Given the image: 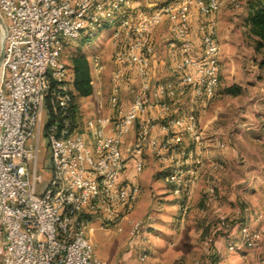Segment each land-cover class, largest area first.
Listing matches in <instances>:
<instances>
[{"label":"built area","instance_id":"1","mask_svg":"<svg viewBox=\"0 0 264 264\" xmlns=\"http://www.w3.org/2000/svg\"><path fill=\"white\" fill-rule=\"evenodd\" d=\"M223 3L0 0V264H108L94 253L85 229L95 216L116 225L133 208L140 187L123 173L129 162L135 175L142 173L147 154L166 167L165 181L185 201L186 212L202 163L197 151L204 145L194 103L212 99L220 83L216 15ZM227 3L242 6L240 0ZM108 25L114 65L108 113L79 124L73 75L61 54L71 41L92 39ZM159 46L171 73L167 79L154 75ZM91 62L93 86L105 66L98 54ZM123 89L132 96L127 106ZM43 110L51 177L41 189ZM130 134L132 141L124 144ZM141 225L135 223L130 234ZM239 235L229 243L236 251L255 246L260 233L243 225ZM146 258L145 252L138 257L143 264Z\"/></svg>","mask_w":264,"mask_h":264},{"label":"rangeland","instance_id":"2","mask_svg":"<svg viewBox=\"0 0 264 264\" xmlns=\"http://www.w3.org/2000/svg\"><path fill=\"white\" fill-rule=\"evenodd\" d=\"M255 1L240 0L242 4L240 9L229 6L223 11L220 8L221 11L219 10L216 15L219 61L223 59L225 71L219 92L207 103L204 112L201 113L204 141L212 138L215 132L223 137L225 143L228 138L235 139L238 142L239 151L236 164L240 166L237 173H240V177H242L241 174H252L254 177L242 178L243 182L241 181L235 188L239 193L237 197L234 196L233 187L230 188L231 179H221L219 184L217 183L219 189L214 187V184H210L207 195L211 194L210 196L215 198L214 201L218 206L225 205L218 217L210 218V207L204 205L197 207L193 200L186 201V212L183 213L182 208L185 203L172 193L171 188L164 181L163 174L159 173L157 175L160 177L151 178L150 168H144L142 173L136 176L138 186L144 190L138 206L136 201L130 211L121 213L115 219L116 225L104 223L103 218L95 216L90 219L85 229V236L89 239L94 253L108 264H143L138 259L141 252L147 254L144 264L149 262L152 264H236V258L228 259L239 252L230 248L229 243L232 242L224 238L225 242L221 243L222 248L215 242L216 234L220 233L223 237L222 230L230 231L234 228L235 220L231 214L233 209L242 211L244 218L249 219L250 216H254L257 222H261L258 229L251 227L253 231L259 232L260 236L256 245L248 248L253 250L262 248L264 236L262 222L264 221V138H262L264 137L262 134L264 130V55L263 52L255 51L253 39L246 25L249 5ZM112 27L108 25L98 36L87 41H71L61 54V59L69 68L73 55L79 53L85 55L91 78L94 76L91 62L94 54L100 56L105 66L100 81L93 85V93L77 101L78 107L75 113L79 124H85L89 119L95 120L100 113L102 115L108 113L107 100L114 69ZM230 27L234 29L230 31ZM162 34L164 33L157 34L160 45ZM155 58L159 62L155 67V77L170 78L165 50L161 46L158 47ZM229 87L236 89V93H227L226 90ZM96 91L99 94L96 95ZM99 102L102 103L101 112L98 111ZM47 120L48 116L43 110L37 157V171L42 176L41 189L46 187L51 177L50 150L48 138L44 135ZM254 125H259L260 132L246 134L247 129H251ZM30 143L34 144V141ZM87 144L92 149V141H87ZM254 151L261 156L252 153ZM198 167L201 173L204 166L202 167L201 163ZM227 167L231 171L234 170L231 165ZM227 167L223 164L212 166L221 173ZM149 189H157V191H151L149 194ZM164 190L165 194L158 196L157 193ZM239 220L238 222L244 221V219ZM138 221L142 222V225L134 234H130L132 227ZM242 226L239 225L238 231ZM89 227L93 228L92 233H89ZM142 237L145 238L142 239ZM207 239L210 241L206 242ZM205 249L209 250L208 256L205 255ZM261 251L264 254V249Z\"/></svg>","mask_w":264,"mask_h":264},{"label":"crops","instance_id":"3","mask_svg":"<svg viewBox=\"0 0 264 264\" xmlns=\"http://www.w3.org/2000/svg\"><path fill=\"white\" fill-rule=\"evenodd\" d=\"M227 2H228V0H224V3L221 6V9H223V11L226 10L227 7H229ZM233 29H234L233 27H230V31ZM234 32H236V31H234ZM157 62H158V60L156 59V61L154 62V67H156ZM224 71H225V65L223 64V59H220V70H219L220 83H219L218 88L216 89L215 96L221 88V84L223 82L222 75H223ZM93 91H94V89H93ZM95 94L97 95L98 93H95ZM131 99H132V96L128 93V90L123 89V105L127 106L129 104V102L131 101ZM209 101H211V99L208 101L198 100L194 103L195 110L197 111V114L199 117L200 125L202 123L201 113L204 112L205 107ZM99 104H101V106H102V103L101 102L98 103V109H99L98 111L101 112L102 107L99 108ZM246 132H248L246 134H253V132H260L259 125L252 126L251 129H247ZM262 134L264 135V130H262ZM262 138H264V137H262ZM223 140H224L223 137L218 136V133L215 132V133H213L212 138L204 141V145H203L202 149L197 151V153L200 155L201 160H202V167L204 166V168L201 169V173H199V178L197 181L198 184H196L197 186L195 187V189H192L189 198L186 200L188 202H189V200H193L194 203L196 202L197 207H201V205L202 206L204 205L206 207L207 206L210 207V212H211L210 218L218 217L219 216L218 214H220L222 212L221 210H224V207H225L224 204L223 205L220 204L218 206L216 204V201H214L215 198H212L210 196L211 194L207 195L206 192H207L210 184H212V185L214 184L215 185L214 187H218L219 181L221 179H223V178L231 179L232 182L230 184V188L233 187L234 196L237 197L239 193L236 191L235 188L238 184L241 183V181L243 182L242 178L250 179V178L254 177V175H252V174H249V175H247V174L242 175L241 174L242 177L239 176L240 173L238 174L237 170H239L240 166H238L236 164L237 156L239 155L238 154L239 151L237 149L238 142H236L235 139H230V138H228L226 143ZM131 141H132V134L128 135V137H125L124 144L130 143ZM185 144H188V140L185 141ZM252 153H255L257 156H261L260 153L255 152V151ZM144 159H145V167L144 168H150V177L151 178L152 177H155V178L160 177V175H157L159 173L163 174V178L165 177L166 172H167L166 171L167 169L165 166L159 164L158 161L153 156H151L150 154H147L144 157ZM216 164L217 165L223 164L226 167L228 165H231V166H233L234 170L231 171L229 169V167H227V169H225L224 172H222V173L217 172L214 168H212V166H214ZM229 175H231L232 177ZM136 176L137 175L134 174L133 164H132V162H129L127 164V169L123 173L122 178L126 179V180L133 181V182L138 184V182L136 180ZM164 181H165V178H164ZM218 189H219V187H218ZM143 191H144L143 189H140V193H139V196L137 198L138 200L136 203L137 206H138V204L142 198ZM148 191L150 194L151 191H157V189H149ZM165 192L166 191L164 190V191H160L157 194H158V196L164 195ZM230 200H232V198ZM183 201H181V202L184 203ZM231 214H233V219L235 220V222H234L235 226H233L234 228L231 229L230 231L227 230L228 232L225 230H222V232H224V233L221 232V234L224 235L223 237L220 235V233L216 234L217 236L215 238V242L221 248H222L221 243L225 242L224 238H227L228 241H231L233 243H237L240 240V237H239L240 235H239V231H238V227L240 224L241 225H249L251 227H254V229H258L259 226H261V224H260L261 222L260 223H259V221L257 222L256 221L257 219L254 218V216H250L249 219H248V217L244 218L242 215L243 214L242 211H238L237 209H233V212ZM239 219H244V221L238 222V221H240ZM262 222L264 224V221H262ZM92 232L89 231V233H92ZM262 240H263L262 241L263 245H262V248H260V250H258V249L253 250V249H249L248 247H245V249L239 250V252L237 254H235V256H230V257H228V259L229 258L230 259L236 258L235 259L236 264H260V260H261L260 258L264 257V254L261 251V249H264V236L262 237ZM236 255H237V257H236ZM224 258L226 259L227 256ZM148 264H152V263L149 262Z\"/></svg>","mask_w":264,"mask_h":264},{"label":"trees","instance_id":"4","mask_svg":"<svg viewBox=\"0 0 264 264\" xmlns=\"http://www.w3.org/2000/svg\"><path fill=\"white\" fill-rule=\"evenodd\" d=\"M246 25L253 39L255 51L263 52L264 55V0H256L254 3H250ZM70 61V69L73 75V109L75 110L78 107V99L91 95L93 86L85 55L80 53L73 55ZM236 91L233 87L226 90L229 94L236 93Z\"/></svg>","mask_w":264,"mask_h":264},{"label":"water","instance_id":"5","mask_svg":"<svg viewBox=\"0 0 264 264\" xmlns=\"http://www.w3.org/2000/svg\"><path fill=\"white\" fill-rule=\"evenodd\" d=\"M0 28L2 30V33L4 34L5 33V26H4V23L1 19V16H0ZM2 56H3V42H1V50H0V61L2 59Z\"/></svg>","mask_w":264,"mask_h":264}]
</instances>
